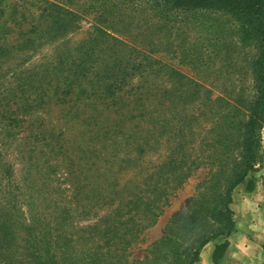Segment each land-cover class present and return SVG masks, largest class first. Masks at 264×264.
I'll use <instances>...</instances> for the list:
<instances>
[{
    "label": "rangeland",
    "instance_id": "1",
    "mask_svg": "<svg viewBox=\"0 0 264 264\" xmlns=\"http://www.w3.org/2000/svg\"><path fill=\"white\" fill-rule=\"evenodd\" d=\"M0 2V43L6 48L0 53V87L16 83L18 74L39 76L58 61L87 57L94 64H85L91 70L86 76L98 83L93 88L83 82L79 97L89 101L76 106L79 119L59 107L47 110L45 126L65 129L67 147L65 160L46 150L39 154L42 160L52 154L48 175L29 168L36 159L28 160V150L22 159L12 147L0 151L1 162L10 165L16 226H30L41 261L49 252L56 264H187L200 241L210 238L193 264H264V127L254 171L231 192L234 228L211 239L224 227L219 195L239 161L237 147L213 159L219 148L213 141L234 131L228 126L237 112H248L252 94L256 50L238 43L234 19L202 5L171 9L151 0ZM116 60L128 62L130 82L146 81L144 107L159 112L157 127L146 135L145 155L138 158L132 150L137 136L129 141L131 153L122 146L112 150L123 135L94 136L116 118L107 103ZM150 99L163 100L162 106ZM141 123L149 121L134 120ZM184 124L194 133L186 144L178 133ZM5 137L0 134V141ZM151 138L160 144L151 148ZM92 139L98 150H76L92 148ZM229 140L235 144L234 137ZM154 187L160 188L154 191L158 200L147 207L144 196ZM135 198L143 201L128 202ZM226 241L228 248L214 262V248Z\"/></svg>",
    "mask_w": 264,
    "mask_h": 264
},
{
    "label": "trees",
    "instance_id": "2",
    "mask_svg": "<svg viewBox=\"0 0 264 264\" xmlns=\"http://www.w3.org/2000/svg\"><path fill=\"white\" fill-rule=\"evenodd\" d=\"M151 1L155 4L162 3L163 6L165 5L171 9L202 5L227 15L234 19L238 26V43L241 46H252L256 50L255 59L251 63L253 84L252 94L246 106L248 112H237L234 124L228 126L231 127L234 125L231 127L234 131H227L224 135L223 133H218L219 137L213 141L219 146L213 152V159L218 160L220 157H223L224 152H228L234 147H237L236 150L239 155L237 164L228 171V185L219 195L218 215L223 216L224 227L217 231L211 239L217 235L227 236L234 228L231 211L228 207L231 202V192L254 171L259 161V132L264 127V0ZM60 28L61 25L56 30ZM4 50L6 48L0 43V53ZM85 59L65 61V63L63 60L58 61L52 67H46L39 76L29 74L25 78L18 74L19 76L16 75L14 78L16 83L12 84L8 82V85L0 87V134L6 136L5 141H0V151L12 147L15 150V154L22 159L24 157L22 150H28V160H32V158L36 159V163L30 162L29 168L36 171L43 168L45 169V175H48L49 171H52L51 168L54 165L49 164L50 155L52 154H46L43 160L40 159L39 154L44 152V150L61 155L62 160L67 158L65 129H57L55 126L47 128L44 123V116L50 112L47 111L48 109H57L59 107L60 111L66 112V115L72 112L71 119L73 121L80 118L76 106L78 103L83 102L84 98L89 101V97H79V95L84 93L82 86L85 83L93 88L98 85V83H94L96 78L93 75L86 76L91 70H86L85 64L88 65L89 63L93 65L94 62L91 57ZM116 61V63L113 62L112 64V84L107 87L108 89L112 88V99H104L105 101L107 100L108 105H112V115H115L116 118L114 119L112 127L97 129L94 132V136L105 138L112 134L113 136L115 135L114 137H117L118 134L123 135L122 140L112 142V150L116 151L118 146H122L130 153L129 141H133L132 136H137L139 141H135L132 150L136 151L138 158L145 155V149H147L145 147L149 142L146 135L150 134L157 127L159 112H147L144 107L147 102L144 86L146 81H143V78H141L140 80L143 82L133 84L127 79L128 74L126 70L129 67L128 62L124 60ZM29 90H33V92L30 93ZM74 92L75 96L73 95ZM93 95L94 92L90 96ZM103 98H108V93ZM159 98L162 99V94ZM149 101L152 100L150 99ZM162 101L157 100L156 102H152L161 105ZM156 109L157 107L155 106L154 110ZM142 116L149 123L147 125L145 123H141V125L134 124V120ZM150 127L151 130L148 129ZM218 131L219 129L216 130V132ZM186 132L188 136H186ZM178 133H180L181 138L184 140V144L190 141L191 136L194 134L189 124H184L178 130ZM231 137L235 138V144L229 140ZM151 139V148L160 144L158 139ZM121 141H124V143H121ZM92 142V148L88 144L84 145L85 148L76 147V150L79 153H91L98 150L94 145L99 142L93 141V139ZM229 144H231V147H229ZM128 157H125V160H128ZM224 158L225 160L227 159V157ZM162 167H159V172ZM160 176L162 175L159 174L158 177ZM155 182L157 183V180ZM248 183L251 184V180ZM12 185L10 165L2 163L0 160V264H56L54 257L52 255L50 256L49 252H46L47 258L41 261L39 258L40 255H38L34 248L33 241L35 239L31 234L29 225L20 222L16 226L17 221L15 218H19V216L14 213L16 211L17 200L16 195L13 193ZM26 186L28 189L32 188V181H28ZM113 186L115 187V185ZM155 190L160 191V188L156 189L154 187L149 195L144 196V199L147 201V207L158 200L154 193ZM126 194L129 195L128 192ZM165 198L167 199V195ZM140 200L143 201L141 198H135L128 202L138 203ZM7 203L11 204L9 208ZM27 229L28 232H26ZM209 240L210 238L200 241L198 247L190 255L191 257L187 264H193L197 261L198 251ZM38 243L39 245L41 243L39 239ZM228 246L229 243L226 241L214 248L212 253L214 262H218Z\"/></svg>",
    "mask_w": 264,
    "mask_h": 264
}]
</instances>
